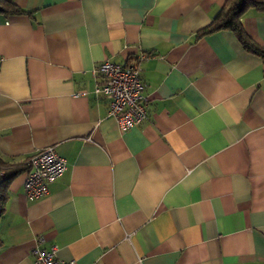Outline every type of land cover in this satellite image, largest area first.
<instances>
[{"label": "crops", "instance_id": "1", "mask_svg": "<svg viewBox=\"0 0 264 264\" xmlns=\"http://www.w3.org/2000/svg\"><path fill=\"white\" fill-rule=\"evenodd\" d=\"M226 0H14L0 16V161L54 146L47 194L0 183V264L58 247L76 264H264V60ZM244 31L264 48V13ZM140 55H145L140 59ZM102 61L136 62L147 117L121 130L95 95Z\"/></svg>", "mask_w": 264, "mask_h": 264}, {"label": "built area", "instance_id": "2", "mask_svg": "<svg viewBox=\"0 0 264 264\" xmlns=\"http://www.w3.org/2000/svg\"><path fill=\"white\" fill-rule=\"evenodd\" d=\"M140 55L139 58H144ZM98 77L95 95L108 100V115L117 120L121 130L139 125L147 117V98L143 94L144 85L140 70L135 62L116 64L102 61L93 69ZM28 169L23 182L24 196L34 200L47 194L48 185L66 169V159L60 156L54 146H46L34 152L27 159ZM3 175L0 169V178ZM58 247L48 250L34 247L31 250V264H76L74 259L61 260L57 257Z\"/></svg>", "mask_w": 264, "mask_h": 264}, {"label": "trees", "instance_id": "3", "mask_svg": "<svg viewBox=\"0 0 264 264\" xmlns=\"http://www.w3.org/2000/svg\"><path fill=\"white\" fill-rule=\"evenodd\" d=\"M264 13V0H226L223 7L214 17L212 22L199 31V34L217 30H229L233 32L242 47L247 51L261 57L264 60V48L256 45L244 31L242 18L248 10ZM26 11L19 8L14 0H0V16L7 18L12 15L24 14ZM0 169L3 175L2 181L9 182L24 169H28L27 162L23 165H11L0 161Z\"/></svg>", "mask_w": 264, "mask_h": 264}]
</instances>
